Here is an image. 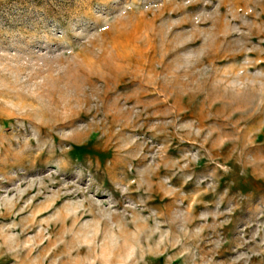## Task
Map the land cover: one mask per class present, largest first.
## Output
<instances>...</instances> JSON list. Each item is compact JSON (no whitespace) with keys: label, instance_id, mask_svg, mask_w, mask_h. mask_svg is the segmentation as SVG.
<instances>
[{"label":"rangeland","instance_id":"1","mask_svg":"<svg viewBox=\"0 0 264 264\" xmlns=\"http://www.w3.org/2000/svg\"><path fill=\"white\" fill-rule=\"evenodd\" d=\"M0 264H264V0H0Z\"/></svg>","mask_w":264,"mask_h":264},{"label":"bare ground","instance_id":"2","mask_svg":"<svg viewBox=\"0 0 264 264\" xmlns=\"http://www.w3.org/2000/svg\"><path fill=\"white\" fill-rule=\"evenodd\" d=\"M234 56H235V55H234ZM234 56H233V57H234Z\"/></svg>","mask_w":264,"mask_h":264}]
</instances>
